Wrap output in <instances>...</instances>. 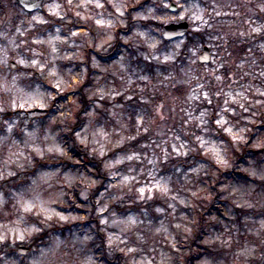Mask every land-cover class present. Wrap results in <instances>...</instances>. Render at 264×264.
<instances>
[{
  "label": "clouds",
  "instance_id": "9594fccd",
  "mask_svg": "<svg viewBox=\"0 0 264 264\" xmlns=\"http://www.w3.org/2000/svg\"><path fill=\"white\" fill-rule=\"evenodd\" d=\"M0 264H264V0H0Z\"/></svg>",
  "mask_w": 264,
  "mask_h": 264
}]
</instances>
